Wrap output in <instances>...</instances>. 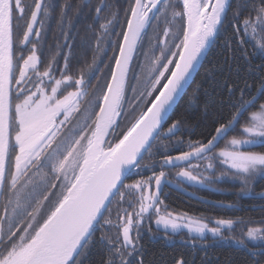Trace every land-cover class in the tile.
I'll return each mask as SVG.
<instances>
[{"label": "snow or ice", "instance_id": "1", "mask_svg": "<svg viewBox=\"0 0 264 264\" xmlns=\"http://www.w3.org/2000/svg\"><path fill=\"white\" fill-rule=\"evenodd\" d=\"M127 3L123 24L117 9L93 31L92 60L80 61L84 67L73 73L69 0L58 15L53 0H0V264H86L93 249L102 252L99 264H145L142 230L152 234L153 215L165 238L187 227L201 238L211 232L223 239L230 219L210 228L203 218L161 213L160 194L173 181L155 169L179 168L177 187L213 183L203 173L215 172L216 163L227 169L220 177L232 172L245 186L264 176V151L245 150L264 147V0L251 8L249 0ZM108 7L101 0L97 17ZM229 11L232 30L222 59L205 74L227 96L228 115L201 138L185 140L180 134L189 127L173 119L175 109L226 32ZM51 19L64 42L42 60L37 45ZM137 53L144 57L137 62L145 76L141 90L128 87L130 72L140 81L132 69ZM197 100L189 103L195 107ZM238 126L243 135L229 137ZM142 170L152 175L125 183ZM246 238L264 241V229L249 228Z\"/></svg>", "mask_w": 264, "mask_h": 264}, {"label": "trees", "instance_id": "2", "mask_svg": "<svg viewBox=\"0 0 264 264\" xmlns=\"http://www.w3.org/2000/svg\"><path fill=\"white\" fill-rule=\"evenodd\" d=\"M53 2L56 4L58 1L53 0ZM69 2L73 5L72 10L68 12V16L71 20V35L74 37L72 41H69L73 45L72 53L74 58L70 63L74 73L76 68L84 67L80 61L91 62L94 54L93 47L95 41L91 42L90 40L87 24L95 22L94 30L99 32L100 24L105 23L104 18H110L111 14L117 9L121 12L120 22L123 24V10L128 7V3L127 0H105L104 3H107L109 7L101 12L100 17H97L95 11L92 14L88 12V7L85 6L87 2L84 3L83 0H69ZM64 3L65 0L60 5ZM94 3L98 6L101 0H95ZM252 6L259 7L260 0H249V8ZM58 9L60 10L59 7ZM245 15H247V12ZM254 16L255 13H253ZM231 23V11H229L226 32L219 35L216 41V47L209 57L202 62L203 66L199 68V71L187 88L186 93L180 100L179 106L175 109L173 119H183L189 127L188 132L180 134L185 140L189 137L192 139L201 138L207 130L211 129L214 121L223 119L228 115L229 104L227 103V96L221 92L219 87H211L205 74L210 68L216 65L217 61L222 59L221 53L225 51L223 42L225 35L231 33ZM45 30L47 33L45 40L40 45H37L38 55H41L40 49L43 48L42 60L46 59L52 53L59 51L55 47V45L59 44L60 27L57 21L55 19L47 21ZM149 35L151 36V33ZM147 47L148 45L145 43V50H147ZM248 48L251 54V44L248 45ZM111 53V51L108 52V54ZM156 54L159 55V52L157 51ZM137 62H144V57L139 53H137L136 60L133 62L132 69L140 75V81L134 80L132 78V72H130L128 87H135L137 90H141L144 86L143 81L145 76L140 73ZM259 62L258 59L253 60V63L258 64ZM198 86H200L199 92H197ZM130 95L129 92H126V99L130 98ZM196 96L199 97V100L196 101L197 106L194 107L189 101ZM221 99L225 101L223 104L220 103ZM232 135L238 137L243 135L239 130V126L235 132L229 133V137ZM220 146L222 147L223 143ZM178 150L183 151L184 147L180 146ZM245 150L261 152L264 151V147H254ZM174 153L177 152L173 151L170 154ZM152 159L155 160L158 157H153ZM144 163H150L147 156L145 157ZM202 170L203 166L201 164ZM226 171V167L216 163L215 172L209 171L203 173L213 179L214 182L210 185L216 187L217 190L215 191H205L195 194L194 197H190L176 190H172L165 197V202L175 210L188 211L193 215H204L212 218L211 225L214 222L216 224V221L219 219H230L234 221L231 227L225 226L222 228L225 239L220 240L217 237L218 240H213L209 238L207 245L201 246L195 243V246H193V244L188 242L177 240L171 242L169 239L163 237L157 239H151L149 237L142 238L141 243L144 245L143 256L145 264H150V262L151 264H175L181 258L188 261V264H193V261L194 264H257L258 261L259 264H264V256L258 255L261 251H264V241L246 238V233L249 228L264 229V197H256L253 195L259 194V192L264 190V176L257 175L252 177L249 184L245 186L241 183V178L234 177L232 172H227V175L220 177V173ZM151 173V170H142L140 175H133L128 180V183L140 178L146 179ZM218 177L220 178L217 179ZM36 195H39V189H37ZM114 230L115 228L111 230L110 234ZM238 241H243V244H239ZM202 249L207 252L203 258L201 253ZM101 256L102 252L99 249H93L86 264H99Z\"/></svg>", "mask_w": 264, "mask_h": 264}, {"label": "flooded vegetation", "instance_id": "3", "mask_svg": "<svg viewBox=\"0 0 264 264\" xmlns=\"http://www.w3.org/2000/svg\"><path fill=\"white\" fill-rule=\"evenodd\" d=\"M58 2L56 3V10H55V14H59V9L58 7L60 8V3L64 0H57ZM84 3H86L87 5H85L88 10L89 13H94V8H95V0H83ZM95 22L91 23V24H87L88 25V32H89V36H90V40L91 42L93 41L94 42V38H93V31L94 30V24ZM88 36V37H89ZM63 38L61 36V32L59 30V44L62 45L63 44ZM91 42H90V45H91ZM94 49V47H93ZM64 53L66 54L67 53V49H64L63 50ZM94 53V52H93ZM112 56V53L111 54H108V57L110 58ZM108 63H110V60H105V64H102L101 65V68H102V71L105 75H107L108 73V69L107 67H105V65H107ZM63 65V61L61 60L60 61V66L62 67ZM71 74V73H70ZM57 78H59L57 76ZM97 81L96 80H93V84H96ZM15 87V85H14ZM69 91L73 90V89H68ZM127 92V91H126ZM89 97H85V99L83 101H81V110L84 109V107L86 106L87 104V101H88ZM184 150H187L186 148H184ZM183 150V151H184ZM174 154H177V153H174ZM173 154V155H174ZM193 164H199L200 161H196V160H193L192 161ZM183 167H186V165H182ZM165 171L167 173H169V179L173 181V183H175L177 185V183L179 182L177 180V178L175 177L174 173L179 171L180 169L179 168H165V169H155V171L158 173L159 171ZM196 174V173H194ZM152 173L150 175L147 176V178L149 176H151ZM146 178V179H147ZM125 183H128V180L125 181ZM172 190H176L178 192H181L185 195H188L190 197H194L195 194H198V193H202V192H205V191H215L217 190L215 186L213 185H210V184H206V185H196L195 183H191V182H184L181 184L180 187H173V186H164V189L162 191V194H161V197L160 199L163 201V204L161 205V213H163L165 210L168 211V212H171L173 213L174 215H177V216H181L183 217L184 214H187L189 217H194V218H203L204 222L207 223L209 225V227H216L217 225L215 224V222L212 224V221L211 219L212 218H209V217H206L204 215H193L192 213L188 212V211H179V210H175L172 206H170L167 202H165V197L166 195H168ZM124 207H127V205H124ZM129 211H131V209H129ZM156 217L155 215L152 216V228H151V233L152 234H149L147 231H143L142 230V237L143 238H146V237H149L151 239H157L159 237H163L165 238V234H164V230H163V227L162 226H156L154 221H155ZM113 220L115 221V216H113ZM178 223H185V221L183 220H179L177 221ZM117 229L114 230V232H112V235H114L116 233ZM211 234V235H209ZM211 238L213 240H218L217 237L213 236V234L211 232H206L204 234V238H201L198 234L196 233H193V232H190L189 229L187 227H181L177 232L175 233H172L171 230H169V234H168V237L167 239H169V241L173 242L175 240L177 241H181V242H188V243H191L192 244V240L195 239L196 243L200 244L201 246L203 245H207L208 243V239ZM221 240V238H219ZM225 238L223 237L222 240H224ZM197 253V252H196ZM195 253V255H196ZM202 253V258L205 257V254L207 253L205 250L202 249L201 251Z\"/></svg>", "mask_w": 264, "mask_h": 264}, {"label": "water", "instance_id": "4", "mask_svg": "<svg viewBox=\"0 0 264 264\" xmlns=\"http://www.w3.org/2000/svg\"><path fill=\"white\" fill-rule=\"evenodd\" d=\"M103 2H105V0H103ZM129 74H130V73H129ZM195 75H196V73L194 74V77H195ZM129 76H130V75H128V80H129ZM191 183H194V182H191ZM171 186H173V187H177L175 183H172ZM163 189H164V187H163ZM161 194H162V193H161ZM161 194H160V197H161ZM262 194H264V190L261 191V192H259V194H253V195L256 196V197H264V196H262Z\"/></svg>", "mask_w": 264, "mask_h": 264}]
</instances>
